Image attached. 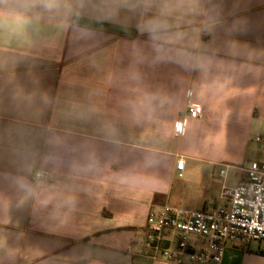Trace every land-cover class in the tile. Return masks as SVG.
I'll use <instances>...</instances> for the list:
<instances>
[{
	"label": "crops",
	"instance_id": "0c3cea01",
	"mask_svg": "<svg viewBox=\"0 0 264 264\" xmlns=\"http://www.w3.org/2000/svg\"><path fill=\"white\" fill-rule=\"evenodd\" d=\"M0 10V264H176L145 252L150 211H212L239 178L220 168L264 163V0ZM222 264L264 252L229 245Z\"/></svg>",
	"mask_w": 264,
	"mask_h": 264
},
{
	"label": "built area",
	"instance_id": "2783aa9c",
	"mask_svg": "<svg viewBox=\"0 0 264 264\" xmlns=\"http://www.w3.org/2000/svg\"><path fill=\"white\" fill-rule=\"evenodd\" d=\"M202 113L199 104L187 108L190 118H200ZM183 132L184 122L179 121L174 134L181 137ZM254 140L264 150V136ZM183 167L180 158L177 168ZM232 168L239 171V178L234 187H223L226 205L212 211L171 205L150 211L143 243L150 258L176 264H222L229 245L248 247L258 243L264 252V163L225 166L220 176L225 179ZM37 177L45 178L46 173L38 172Z\"/></svg>",
	"mask_w": 264,
	"mask_h": 264
},
{
	"label": "rangeland",
	"instance_id": "374dc122",
	"mask_svg": "<svg viewBox=\"0 0 264 264\" xmlns=\"http://www.w3.org/2000/svg\"><path fill=\"white\" fill-rule=\"evenodd\" d=\"M255 159H258V158H255ZM258 160H263V158H259ZM221 169H223V168H220L218 171L220 172ZM215 178L216 179H219V174L218 173H216ZM235 182H236V178L234 177V173H231V175L227 179V182L226 183H227L228 186H232V185L235 184ZM218 188L221 189L222 188V185L221 184H218ZM206 211H210V210H206ZM253 245H258V244L257 243H253Z\"/></svg>",
	"mask_w": 264,
	"mask_h": 264
},
{
	"label": "clouds",
	"instance_id": "9594fccd",
	"mask_svg": "<svg viewBox=\"0 0 264 264\" xmlns=\"http://www.w3.org/2000/svg\"><path fill=\"white\" fill-rule=\"evenodd\" d=\"M39 2L51 8L57 3V0H39ZM5 16H6V13L3 10H0V23L3 22V19Z\"/></svg>",
	"mask_w": 264,
	"mask_h": 264
}]
</instances>
